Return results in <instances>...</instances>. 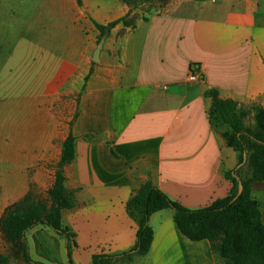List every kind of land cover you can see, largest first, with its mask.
Returning a JSON list of instances; mask_svg holds the SVG:
<instances>
[{"label": "crops", "instance_id": "crops-1", "mask_svg": "<svg viewBox=\"0 0 264 264\" xmlns=\"http://www.w3.org/2000/svg\"><path fill=\"white\" fill-rule=\"evenodd\" d=\"M82 2L0 0L3 79L14 81L19 116L14 168L0 175V219L32 184L47 197L72 133L76 153L64 173L75 207L63 213V225L75 234L73 264H92L94 255L135 247L138 225L127 203L148 180L191 210L229 195L225 174L237 177L243 165L211 123L208 92L245 110L264 108V0L140 5L135 28L116 26L99 63L92 61L100 37L93 21L108 25L132 8L121 0ZM198 71L203 80L189 81ZM55 107L65 111L64 122ZM67 107L76 110L72 126ZM246 124H255L253 111ZM149 223L150 253L131 264H218L208 241L182 234L172 210ZM26 239L34 262L69 264L68 241L53 230L37 227ZM8 251L0 232V255Z\"/></svg>", "mask_w": 264, "mask_h": 264}, {"label": "trees", "instance_id": "trees-1", "mask_svg": "<svg viewBox=\"0 0 264 264\" xmlns=\"http://www.w3.org/2000/svg\"><path fill=\"white\" fill-rule=\"evenodd\" d=\"M163 1L167 0H121L132 8L125 17L108 25L93 21L100 32L99 41L105 34L110 35L119 24L134 29L138 16L132 15V12L138 6ZM76 2L83 7L82 0ZM92 72L93 68L90 74ZM208 96L212 100L211 123L222 133L228 146L237 152L238 165L243 164L245 155L249 154L248 165L252 169V177L242 180L244 190L240 197L233 202L239 189V177H235L233 172L225 174L233 184L229 195L197 210L188 209L172 200L148 180L134 191L127 203V213L138 225L135 247L119 255H94L92 264H131L137 256L146 257L154 239L150 218L165 210L174 212L178 228L189 240L208 241L217 260L226 264H264L263 211L252 196V184L264 180V108L252 110L255 124L251 126L246 124L251 110L239 108L234 101L221 99L217 90H210ZM75 153L76 138L70 133L63 143L55 180L47 191V197H37V187L32 184L29 192L9 206L0 219V232L16 258L26 264H42L31 259L26 239L28 231L37 227L49 228L68 241L69 264H73L71 255L77 243L75 234L63 225V213L75 207L73 194L66 187L64 173L65 167L74 160ZM0 264H9L8 256L0 255Z\"/></svg>", "mask_w": 264, "mask_h": 264}, {"label": "rangeland", "instance_id": "rangeland-1", "mask_svg": "<svg viewBox=\"0 0 264 264\" xmlns=\"http://www.w3.org/2000/svg\"><path fill=\"white\" fill-rule=\"evenodd\" d=\"M8 50L0 51L3 53V58L0 59V175L1 171L5 169H13V157L11 154L14 152L15 143V121L19 119L17 115V107L15 106L13 96V80H4L3 76L8 75V62L4 55ZM54 111L58 117V120L64 122L66 117L65 111L61 112L60 107H55ZM68 118L70 119L69 125L72 126L73 120L76 119L75 107H67ZM72 118V121H71ZM249 154H246V162L241 166L236 174L239 177V181L247 180L252 177V169L248 165ZM37 197L43 198L44 195L38 189L35 190ZM252 196L261 205L264 218V180L259 183L252 184ZM6 256L9 258L10 264H18V259L14 255L12 249L7 252ZM218 264H226L224 261L218 259Z\"/></svg>", "mask_w": 264, "mask_h": 264}, {"label": "water", "instance_id": "water-1", "mask_svg": "<svg viewBox=\"0 0 264 264\" xmlns=\"http://www.w3.org/2000/svg\"><path fill=\"white\" fill-rule=\"evenodd\" d=\"M108 35H109L108 33L105 34V35L100 39V41L98 42L97 48H96V50L94 51V54H93V57H92V61H93L94 63H99V62H100V55H101V52H102V50H103V48H104V45H105L106 40H107V38H108ZM245 162H246V155H245V160H244V162H243L242 165H244ZM243 190H244L243 184H242V182H239L238 193H237V196L234 198L233 202H235V201L240 197V195L242 194Z\"/></svg>", "mask_w": 264, "mask_h": 264}, {"label": "built area", "instance_id": "built-area-1", "mask_svg": "<svg viewBox=\"0 0 264 264\" xmlns=\"http://www.w3.org/2000/svg\"><path fill=\"white\" fill-rule=\"evenodd\" d=\"M188 79L191 82L201 81V80H203V75L199 71L198 72H191Z\"/></svg>", "mask_w": 264, "mask_h": 264}]
</instances>
